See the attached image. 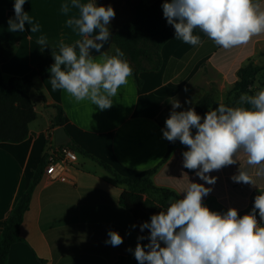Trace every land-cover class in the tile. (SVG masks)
Instances as JSON below:
<instances>
[{"label":"crops","instance_id":"0c3cea01","mask_svg":"<svg viewBox=\"0 0 264 264\" xmlns=\"http://www.w3.org/2000/svg\"><path fill=\"white\" fill-rule=\"evenodd\" d=\"M137 1L80 0L114 8L116 15L108 26L109 32L132 16ZM14 2L0 0V42L10 53L0 67L5 83L32 72L43 56L59 51L61 40L73 45L82 39L66 24L69 18L78 16V10L71 9L67 15L61 11V5L70 4L71 0H26L23 10L40 25L37 33L30 32L27 22L24 32H9L8 20L15 15ZM255 2L264 10V0ZM98 34L97 30L89 38ZM193 34L200 36V45L176 38L168 41L161 50L160 69L142 72L140 87L130 76L127 85L112 98V107L106 110L87 100L76 102L64 90H53L51 66L34 78L30 98L37 117L29 126L28 138L20 143L0 142V235L40 162L51 154L59 127L87 155L77 153L78 164L70 173L74 185L45 184L40 179L20 226L22 241L12 245L7 264H132L136 260L133 252L140 222L119 204L127 186L119 184L101 163L124 179L150 176L155 187L173 191L180 199L190 183L204 184L212 189L203 198L210 210L225 213L236 208L241 216L247 213L255 196L264 191V176L256 175L257 166L247 165L246 154L238 153L235 164L209 173L217 178L215 184L209 185L196 175L197 170L183 167L182 153L188 150L187 146H174L165 160L172 142L163 137L162 130L174 99L181 103L176 111L195 109L210 94L223 103L242 66L250 60L264 65V32L229 50L216 46L199 29ZM41 35L47 37L46 46L37 43ZM115 50L112 45L94 59L100 61L102 55L110 56ZM262 82L264 74L258 76L248 95L264 89ZM237 106L250 107L240 101L234 107ZM57 108L63 113L59 127L53 125ZM192 131L195 134L196 130ZM240 168L249 172L253 185L232 180ZM109 230L123 237L121 245L106 243Z\"/></svg>","mask_w":264,"mask_h":264},{"label":"clouds","instance_id":"9594fccd","mask_svg":"<svg viewBox=\"0 0 264 264\" xmlns=\"http://www.w3.org/2000/svg\"><path fill=\"white\" fill-rule=\"evenodd\" d=\"M25 3L15 0L9 32H24L26 22L31 33L40 31V25L23 10ZM71 9H77L78 16L66 24L82 39L73 45L59 42V53L52 54L51 88L64 90L76 102L87 100L100 110L109 109L112 98L133 75V68L119 48L112 56L102 55L100 61L90 55V49L99 52L107 42L108 26L116 12L110 5L96 2L71 0L61 5L65 15ZM162 10L175 38L193 46L202 43L200 36L193 34L196 29L225 50L247 44L264 32V10L255 0H164ZM97 30L99 34L89 38ZM37 43L46 46L47 37L39 36ZM240 102L250 107L220 103L203 117L194 108L176 111L181 108L180 101L171 102L163 137L187 146L182 153L183 167L197 170L196 175L206 184H215L217 178L208 174L235 164L240 152L246 154L248 166H257L256 175L264 176V89L255 95L241 94ZM232 180L253 185L249 172L241 168ZM211 190L192 182L182 192L183 198L169 197L164 210L140 224V231L147 229L149 235L137 237L133 254L138 264H264V191L255 196L252 211L241 216L236 208L220 213L204 205L203 198ZM143 240L148 243L142 244ZM106 243L119 246L123 237L109 230Z\"/></svg>","mask_w":264,"mask_h":264},{"label":"trees","instance_id":"16d2710c","mask_svg":"<svg viewBox=\"0 0 264 264\" xmlns=\"http://www.w3.org/2000/svg\"><path fill=\"white\" fill-rule=\"evenodd\" d=\"M163 3L164 0H138L130 19L116 29L113 45L124 53L123 58L133 68V78L138 87L142 85L140 78L142 72L160 69L161 50L168 41L175 38L174 28L163 16ZM53 53L58 54L59 51ZM53 53L43 56L29 74L11 78L7 83L2 79L0 68V142L20 143L28 138L29 126L37 117L35 105L30 98V92L34 88V78L54 64ZM9 55L8 48L0 42V67L7 61ZM260 74H264V65L257 64L254 60L248 61L238 70V80L227 93L223 104L234 107L240 101L241 94H251L250 88L255 85ZM219 104L210 94L200 100L195 111L203 117L209 109H214ZM57 111L53 119L55 127L62 126L63 123L61 108H57ZM178 145L181 143L172 142L165 160L171 155L173 147ZM69 147L76 153L87 155L73 143L69 144ZM47 158L48 156L40 162L27 189L4 224L0 235V264L8 263L12 245L22 241L20 226L29 208L34 189L42 177ZM101 165L114 175L119 184L127 186L120 196L119 204L128 209L140 224L145 221L150 222L153 214L164 210V207L168 206L169 197L180 199L173 191L155 187L150 176L136 180L124 179L113 172L108 165L104 163ZM151 191L158 193L160 197L152 201L145 199ZM253 207L254 200L247 213L251 212ZM148 235L149 232L145 229L144 232L140 231L139 236ZM141 243L147 244L148 241L143 240ZM132 264L138 262L135 260Z\"/></svg>","mask_w":264,"mask_h":264},{"label":"built area","instance_id":"2783aa9c","mask_svg":"<svg viewBox=\"0 0 264 264\" xmlns=\"http://www.w3.org/2000/svg\"><path fill=\"white\" fill-rule=\"evenodd\" d=\"M77 164L78 154L75 151L69 146H55L53 144L52 152L47 158L41 179L45 184L64 182L74 185L75 180L70 173Z\"/></svg>","mask_w":264,"mask_h":264},{"label":"water","instance_id":"95a60500","mask_svg":"<svg viewBox=\"0 0 264 264\" xmlns=\"http://www.w3.org/2000/svg\"><path fill=\"white\" fill-rule=\"evenodd\" d=\"M117 30H112L110 31V35L109 38L107 40V42L103 43V47L101 48V50L99 52H97L95 49H90V55L92 57L101 55L106 53L107 51L110 50V48L113 45V41H114V36L116 34ZM97 43H100V41H97ZM54 142L56 146H68L69 144H71L70 139L68 138L65 130L63 129V127H59L55 133H54Z\"/></svg>","mask_w":264,"mask_h":264},{"label":"rangeland","instance_id":"374dc122","mask_svg":"<svg viewBox=\"0 0 264 264\" xmlns=\"http://www.w3.org/2000/svg\"><path fill=\"white\" fill-rule=\"evenodd\" d=\"M129 19L130 18H128L127 20L124 19L123 22H122V24H124L125 22H127ZM159 197H160V195L158 193L151 191L149 195L145 196V199H148V200H151L152 201V200H157V198H159Z\"/></svg>","mask_w":264,"mask_h":264}]
</instances>
